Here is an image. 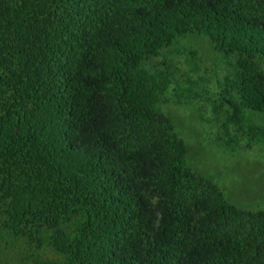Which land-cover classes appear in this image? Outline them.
I'll return each instance as SVG.
<instances>
[{"label":"trees","instance_id":"16d2710c","mask_svg":"<svg viewBox=\"0 0 264 264\" xmlns=\"http://www.w3.org/2000/svg\"><path fill=\"white\" fill-rule=\"evenodd\" d=\"M188 36L236 61L226 135L264 113V0H0L2 238L41 264H264V210L196 173L163 109L154 61Z\"/></svg>","mask_w":264,"mask_h":264},{"label":"rangeland","instance_id":"374dc122","mask_svg":"<svg viewBox=\"0 0 264 264\" xmlns=\"http://www.w3.org/2000/svg\"><path fill=\"white\" fill-rule=\"evenodd\" d=\"M169 51L176 82L163 109L176 121L189 147L188 163L238 208L264 210V137L250 129L264 128V113L255 114L238 105L242 113L236 122L241 125L232 123L229 135L223 129L234 115V105L239 104L225 83L229 71L235 69V59L217 53L204 36H188L154 63L171 64L166 59ZM152 201L155 205L156 199ZM48 257H53L48 245L38 249L0 235V264H41Z\"/></svg>","mask_w":264,"mask_h":264}]
</instances>
